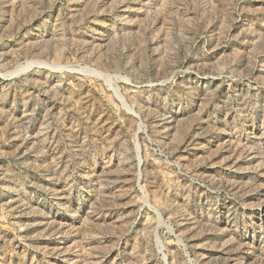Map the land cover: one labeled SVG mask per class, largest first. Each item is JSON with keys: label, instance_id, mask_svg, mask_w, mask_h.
Returning <instances> with one entry per match:
<instances>
[{"label": "rangeland", "instance_id": "rangeland-1", "mask_svg": "<svg viewBox=\"0 0 264 264\" xmlns=\"http://www.w3.org/2000/svg\"><path fill=\"white\" fill-rule=\"evenodd\" d=\"M0 264H264V0H0Z\"/></svg>", "mask_w": 264, "mask_h": 264}]
</instances>
